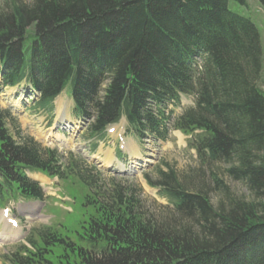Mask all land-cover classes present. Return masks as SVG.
I'll return each instance as SVG.
<instances>
[{
	"label": "trees",
	"instance_id": "16d2710c",
	"mask_svg": "<svg viewBox=\"0 0 264 264\" xmlns=\"http://www.w3.org/2000/svg\"><path fill=\"white\" fill-rule=\"evenodd\" d=\"M230 1L8 0L0 8L2 86L29 81L48 110L69 89L75 115L88 121L86 140H104L123 116L141 140L180 131L199 164L189 174L166 166L155 180L145 175L168 202L159 217L141 188L105 185L81 159L64 168L58 151L20 131L16 139L0 108V204L44 199L27 172L74 176L89 190L73 238L64 227L39 228L6 263L264 264V50L257 26ZM183 97L193 105L174 117Z\"/></svg>",
	"mask_w": 264,
	"mask_h": 264
},
{
	"label": "rangeland",
	"instance_id": "374dc122",
	"mask_svg": "<svg viewBox=\"0 0 264 264\" xmlns=\"http://www.w3.org/2000/svg\"><path fill=\"white\" fill-rule=\"evenodd\" d=\"M7 1L0 0V8L6 7ZM25 1L30 2V0ZM229 9L249 18L257 26L264 50V4L257 0H245L244 3L232 0L229 2ZM262 75L260 87L264 90V65ZM23 92L20 91L18 94L22 95ZM18 94L16 89L0 90V108L10 113L8 127L16 139L19 138L18 131H20V136L33 138L42 148L57 150L64 168L72 158L81 159L88 170L89 167L97 168L105 185H111L116 181L141 188V199L146 208L156 216L160 217L167 213L168 202L160 197L158 189L150 187L143 175L148 174L152 180H155L157 170L160 168L164 170L166 166L173 168L180 175L189 174V171L199 167L196 152L189 147V137L180 132H173L169 142L153 143L147 138L143 143L136 144L135 138L126 132L125 119H122L119 125L110 128L113 133L109 132L107 141L100 143L96 152L92 153L90 143L84 141L86 125L83 121L70 119L72 100L69 90L56 99L53 112L36 106L39 100L37 96L26 93L21 97ZM190 106L191 101L184 100L182 108L176 110V115ZM69 120L72 124L68 126ZM61 125L66 126H63L64 130H60ZM120 136L126 142L125 149L120 153L123 159L118 158ZM131 144L138 147L141 156L127 159L125 151L129 150ZM135 159L142 161L137 162ZM32 176L44 187L45 200L36 204L21 200L8 205L9 218H18L20 229L11 228L0 210V232L3 233L6 229L11 236L17 237V242L0 241V264H8L3 260L4 256L16 248V244L27 238L31 232L42 227H54L55 230L60 231L62 226L68 231L62 229L63 234L73 238L79 230L80 221H85L88 217V211L83 206L89 190L76 177L70 176L64 181H58L49 180L42 174ZM228 185L235 196L251 198L240 184L228 183ZM212 198L216 202L215 197ZM1 207H4V204L1 203L0 209ZM2 235L0 234L1 237Z\"/></svg>",
	"mask_w": 264,
	"mask_h": 264
},
{
	"label": "bare ground",
	"instance_id": "6f19581e",
	"mask_svg": "<svg viewBox=\"0 0 264 264\" xmlns=\"http://www.w3.org/2000/svg\"><path fill=\"white\" fill-rule=\"evenodd\" d=\"M109 165V164H108ZM1 237V236H0Z\"/></svg>",
	"mask_w": 264,
	"mask_h": 264
}]
</instances>
